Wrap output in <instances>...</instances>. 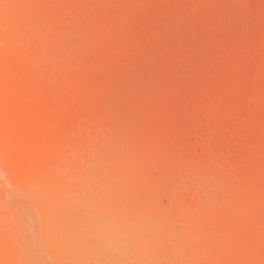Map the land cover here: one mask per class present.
I'll return each mask as SVG.
<instances>
[{"label":"bare ground","instance_id":"6f19581e","mask_svg":"<svg viewBox=\"0 0 264 264\" xmlns=\"http://www.w3.org/2000/svg\"><path fill=\"white\" fill-rule=\"evenodd\" d=\"M138 3L0 0V198L5 207L0 223L10 215L16 218L10 202L18 210L14 196L19 195L33 204L40 223L35 233L27 211L30 221L15 225L8 249L17 264L84 263L78 259L88 244L82 239L94 225L69 234L67 223L48 225L47 201L52 202L53 196L64 210L92 203L99 213L109 215V205L103 202L107 200L100 197L106 185L102 181L126 162L105 139H112L123 124L136 131L138 110L121 103L118 82L134 62L137 43L145 37L146 47L152 35L146 28L132 29L137 28L133 12ZM243 96L249 109L264 106V63L256 64ZM259 113L236 119V130L243 133L229 151L214 154L211 145H204L195 164L182 166L175 176L159 159L153 142L150 155L156 158V174L146 184L152 217L169 210L175 222L186 213L184 233L208 237L204 262L194 264H264V112ZM146 118L153 121L145 114ZM233 147L241 153H234ZM10 183L16 191L9 190ZM156 193L167 197L168 204L159 205ZM61 213L65 216L56 212L52 217L62 222ZM120 222L112 221L115 226ZM126 229L132 230L128 225ZM125 234L108 235L109 250L136 251L139 247L133 249L136 245ZM183 246L156 244V254L166 255L156 264H176L172 258L176 253L188 256ZM8 249L0 236V264L8 261ZM138 250L141 255L145 251ZM102 262L121 264L117 257Z\"/></svg>","mask_w":264,"mask_h":264},{"label":"rangeland","instance_id":"374dc122","mask_svg":"<svg viewBox=\"0 0 264 264\" xmlns=\"http://www.w3.org/2000/svg\"><path fill=\"white\" fill-rule=\"evenodd\" d=\"M133 21L137 27H132L133 30L146 28L150 31L149 36L152 35L146 47L145 37L137 43L134 62L125 68V76L118 82L121 103L138 110L134 115L136 131L123 124L115 133L117 137L105 139L116 156L119 154L126 162L116 168L111 177L100 179L106 184L99 193L107 200L103 202L109 205V215L99 213L92 203L76 208L68 206L64 210L58 205L57 196H53L52 202L47 201L50 212L45 211L46 220L52 226L67 223L68 234L94 225L82 239L88 243L78 257L83 264L105 263L102 261L107 257L112 260L117 257L121 264H150L153 261L156 264L166 257L156 254L155 246L161 242L176 246L184 244L188 256L176 253L172 257L176 264L204 262L203 254L210 248L208 237L184 233L189 220L186 213H181V219L175 222L174 213L169 210L152 217L146 184L156 174L153 167L156 158L150 155V149L155 143L159 159L175 176L182 166L195 164L194 159L200 156L204 145H211L214 154L223 151L225 154L232 141L243 133L241 129L236 130V119H248L254 111L258 115L259 111L264 112V106L249 109L243 96L256 64L264 63V0H139ZM96 78L100 75L96 74ZM145 114L153 121L145 119ZM233 150L241 153L236 147ZM9 187L10 191H16L12 183ZM90 187L86 185V189ZM172 192L173 196L177 193ZM18 197L14 196L18 210L10 202L16 218L12 219L10 215L0 223L5 249L12 244L11 233L16 232L15 225L30 221L25 216L27 211L33 216L35 233L40 226L33 204L26 196ZM158 200L159 205L168 204L164 195ZM0 203L3 204L0 211L5 212L2 198ZM53 205L54 212L51 211ZM21 211L23 214L19 217ZM56 212L65 213V216L60 214L62 222L52 217ZM110 219L115 223L120 220L121 224L115 226ZM127 225L132 230H127ZM217 225L215 222L212 232L215 230L216 233ZM195 230L200 228L197 226ZM57 231L63 236V232ZM116 233H126L125 236L130 237L128 242L136 245L133 249L138 246L145 251L141 255L138 249V253L113 247V251L109 250L106 237ZM8 250L10 257L6 264H17L12 250Z\"/></svg>","mask_w":264,"mask_h":264}]
</instances>
